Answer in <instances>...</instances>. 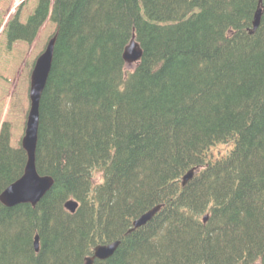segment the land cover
Here are the masks:
<instances>
[{
    "label": "trees",
    "instance_id": "16d2710c",
    "mask_svg": "<svg viewBox=\"0 0 264 264\" xmlns=\"http://www.w3.org/2000/svg\"><path fill=\"white\" fill-rule=\"evenodd\" d=\"M50 12L36 165L54 183L36 205L0 201V264H84L115 240L92 264H264V0H38L9 43ZM11 138L3 122L0 194L27 161Z\"/></svg>",
    "mask_w": 264,
    "mask_h": 264
},
{
    "label": "water",
    "instance_id": "95a60500",
    "mask_svg": "<svg viewBox=\"0 0 264 264\" xmlns=\"http://www.w3.org/2000/svg\"><path fill=\"white\" fill-rule=\"evenodd\" d=\"M261 21V10L258 9L254 16V27H258ZM56 36H53L45 50L40 54L35 62L30 84V110L28 113L25 135L22 139V145L27 151V162L24 173L20 178L11 183L0 194V200L7 206H14L19 203H31L36 205L37 202L51 189L54 180L50 175H40L36 166V149L38 142V129L40 117V102L42 94L47 85L50 75ZM143 50L140 44L132 36L129 43L126 45L123 57L127 62L137 61L141 58ZM194 175V168L186 172L182 177V183L185 185ZM79 203L76 200L70 199L65 203V206L70 211H75ZM161 208V205H156L143 213L140 217L133 221V227L130 231L147 223L155 213ZM206 214L204 220H207ZM120 244V240H115L110 243L99 244L95 247L94 254L85 259L84 264H92L95 258L106 259L110 257ZM35 249L39 250V236L35 237Z\"/></svg>",
    "mask_w": 264,
    "mask_h": 264
},
{
    "label": "rangeland",
    "instance_id": "374dc122",
    "mask_svg": "<svg viewBox=\"0 0 264 264\" xmlns=\"http://www.w3.org/2000/svg\"><path fill=\"white\" fill-rule=\"evenodd\" d=\"M0 0V126L12 123V145L20 146L26 129L30 107L31 73L36 59L56 32L51 19L40 27L31 43H8L5 28L16 14L26 21L33 13L38 0ZM134 63H128V67Z\"/></svg>",
    "mask_w": 264,
    "mask_h": 264
},
{
    "label": "bare ground",
    "instance_id": "6f19581e",
    "mask_svg": "<svg viewBox=\"0 0 264 264\" xmlns=\"http://www.w3.org/2000/svg\"><path fill=\"white\" fill-rule=\"evenodd\" d=\"M88 257H90V256H88Z\"/></svg>",
    "mask_w": 264,
    "mask_h": 264
}]
</instances>
